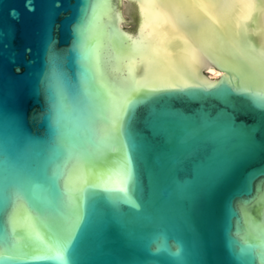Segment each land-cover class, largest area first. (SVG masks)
<instances>
[{
    "label": "water",
    "instance_id": "obj_1",
    "mask_svg": "<svg viewBox=\"0 0 264 264\" xmlns=\"http://www.w3.org/2000/svg\"><path fill=\"white\" fill-rule=\"evenodd\" d=\"M0 264H264V0H0Z\"/></svg>",
    "mask_w": 264,
    "mask_h": 264
},
{
    "label": "bare ground",
    "instance_id": "obj_2",
    "mask_svg": "<svg viewBox=\"0 0 264 264\" xmlns=\"http://www.w3.org/2000/svg\"><path fill=\"white\" fill-rule=\"evenodd\" d=\"M206 70H207L206 75L208 78H216L221 74L219 70L217 71L216 69L213 68H206Z\"/></svg>",
    "mask_w": 264,
    "mask_h": 264
},
{
    "label": "flooded vegetation",
    "instance_id": "obj_3",
    "mask_svg": "<svg viewBox=\"0 0 264 264\" xmlns=\"http://www.w3.org/2000/svg\"><path fill=\"white\" fill-rule=\"evenodd\" d=\"M218 71V70H217ZM205 72L207 73V70L205 69Z\"/></svg>",
    "mask_w": 264,
    "mask_h": 264
}]
</instances>
